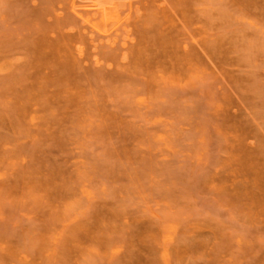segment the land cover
Returning a JSON list of instances; mask_svg holds the SVG:
<instances>
[{"label": "rangeland", "instance_id": "obj_1", "mask_svg": "<svg viewBox=\"0 0 264 264\" xmlns=\"http://www.w3.org/2000/svg\"><path fill=\"white\" fill-rule=\"evenodd\" d=\"M0 264H264V0H0Z\"/></svg>", "mask_w": 264, "mask_h": 264}]
</instances>
